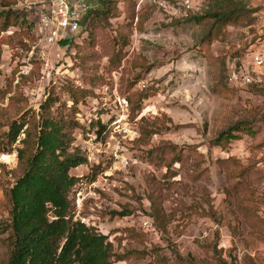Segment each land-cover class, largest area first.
Returning <instances> with one entry per match:
<instances>
[{"label":"rangeland","instance_id":"1","mask_svg":"<svg viewBox=\"0 0 264 264\" xmlns=\"http://www.w3.org/2000/svg\"><path fill=\"white\" fill-rule=\"evenodd\" d=\"M26 1L0 0V221L29 128L11 143L9 123L37 119L51 96L54 116L78 124L70 153L86 160L70 171L74 220L117 254H138L120 264H264V88L227 76L247 59L264 0H120L117 18L105 15L108 0H92L87 34L52 48L36 45ZM219 13L233 22L217 23ZM78 89L93 95L75 115ZM123 126L139 139L124 140ZM228 132L237 139L216 143Z\"/></svg>","mask_w":264,"mask_h":264},{"label":"trees","instance_id":"2","mask_svg":"<svg viewBox=\"0 0 264 264\" xmlns=\"http://www.w3.org/2000/svg\"><path fill=\"white\" fill-rule=\"evenodd\" d=\"M119 2L108 0L105 15L120 17ZM89 14L81 22L85 34L91 27ZM211 17L217 23L225 21L226 25H230L234 19L224 13ZM13 25V22H7L4 29ZM122 39L127 38L123 36ZM92 80L96 81L97 78ZM69 92L73 102L69 111L78 115L79 103L93 93L81 89ZM56 103L49 96L42 104L37 119L32 118L27 122L23 115L21 120L9 123L7 139L11 143L16 142L26 123H29V128L22 141L23 147L18 150L14 183L5 193L9 211L8 217L0 221V246L7 249L8 258L0 264H120L138 258L135 251L117 254L114 244L108 241L106 235L80 220H74L70 192L78 179L71 176L70 171L83 165L86 160L70 153L74 143L73 130L78 124L71 116L68 120L64 116H54ZM63 105L67 107V104ZM96 126V133L100 137L106 131V126L100 122ZM232 139H237L233 132L223 133L216 143ZM151 206L154 219H160L161 208L153 200ZM130 215L127 210L113 213V217L119 218Z\"/></svg>","mask_w":264,"mask_h":264},{"label":"built area","instance_id":"3","mask_svg":"<svg viewBox=\"0 0 264 264\" xmlns=\"http://www.w3.org/2000/svg\"><path fill=\"white\" fill-rule=\"evenodd\" d=\"M26 7L34 14L36 45L52 48L68 43L72 36L81 34V22L93 9V3L92 0H27ZM227 76L235 87L264 88V4L258 14L256 40L246 61L233 64ZM120 132L124 140L133 141L139 137L138 131L129 126H123ZM113 156L125 167L132 163L131 159L123 157L117 150ZM142 223L147 231L153 230L148 220Z\"/></svg>","mask_w":264,"mask_h":264}]
</instances>
